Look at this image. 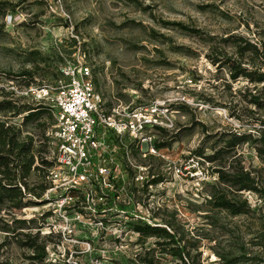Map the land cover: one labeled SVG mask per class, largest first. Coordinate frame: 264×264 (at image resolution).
Here are the masks:
<instances>
[{"label": "rangeland", "instance_id": "374dc122", "mask_svg": "<svg viewBox=\"0 0 264 264\" xmlns=\"http://www.w3.org/2000/svg\"><path fill=\"white\" fill-rule=\"evenodd\" d=\"M137 1L140 7L133 0H24L4 17L0 84L21 94L23 81L11 80L4 73L14 74L29 67L25 55L29 50L51 56L50 76L62 62L72 59L75 46L79 45L86 53L85 62L91 68L95 88L107 103H155L168 108L173 127L162 135L166 140L169 136L175 138L161 150L166 158L155 156L144 161L149 170L160 172L164 181L141 195L133 193L140 184L128 180L112 204L92 193L82 203V213L77 206L60 210L54 202L28 206L18 213L27 219L35 218V225L41 226L40 235L49 230L56 232H52L54 244H48V257L72 264H127L134 253L142 252L153 242V238L138 240L131 230L133 221L140 218L147 223H161L162 216L173 213L178 226L200 237L204 264H215L209 248L228 235L206 223L204 214L213 211L204 196L214 179L207 164H196L191 152L201 145L200 124L210 134L228 129L240 131V123L229 116L239 105L224 85L231 83L227 72H216L204 57L206 46L202 38L163 27L160 22L181 21L209 34L238 32L255 42L261 41L264 48L263 0ZM37 78L34 85L39 84ZM243 86L252 84L239 79L231 83V90L234 93ZM258 88L264 93V84H258ZM27 100L34 99L28 96ZM14 121L18 122V117ZM43 122L47 124V120ZM24 132L40 135L33 124L27 125ZM155 136L161 137L156 133ZM212 142V138L204 142L206 152ZM239 151L246 166L260 167L251 146L245 144ZM133 160L140 165L136 158ZM176 167L180 173L174 172ZM30 181L38 178L32 176ZM244 196L251 207L261 205L255 194L245 192ZM47 210H51V215L43 219ZM220 215L221 223L238 227L244 235L257 228L251 215ZM6 255L19 263V251L14 245Z\"/></svg>", "mask_w": 264, "mask_h": 264}, {"label": "trees", "instance_id": "16d2710c", "mask_svg": "<svg viewBox=\"0 0 264 264\" xmlns=\"http://www.w3.org/2000/svg\"><path fill=\"white\" fill-rule=\"evenodd\" d=\"M23 1L0 0V38L5 34L4 17ZM133 2L141 6L137 0ZM160 23L163 27H173L201 37L206 46L204 57L215 67L216 72L225 70L231 83L245 79L252 84V87L243 86L233 93L231 83L224 82L231 99H235L239 105V109L234 113L230 111L229 116L240 123L241 130L228 129L210 134L207 127L200 124L203 133L201 145L191 153L196 164L201 167L207 164L214 179L209 185L208 194L204 196L209 210L213 211L204 214L206 223L221 228L228 235L225 240L214 241L215 238H208L214 241L209 249L215 256V264H264V93L262 88H258V84H264L263 43L255 42L248 35L238 32L209 34L181 21L161 20ZM72 41L75 42L74 39ZM25 55L29 67L14 74L4 73L11 80L23 81V88L34 85L38 76V85L51 82L49 80L53 82L60 76L59 67L54 74L48 75L51 56L37 49H31ZM56 57H60L59 54ZM27 98V95L16 94L0 84V264H72L51 261L48 257V244H54L53 231L40 235L41 226L35 225L36 219H27L18 213L25 207L45 204L53 199L43 197L48 188V182L45 181L46 168L52 166V162L46 160L43 153L48 142L46 131L53 124L54 118L49 106ZM16 117L18 122L14 121ZM43 120H47V124ZM32 124L40 133L39 136L24 132V128ZM157 130L161 137L155 141V147H169L175 136H169L166 140L162 134L167 135L168 131ZM210 138L213 142L209 152H206L204 142ZM245 144L254 150L260 167L245 165L239 151ZM132 153L137 162L146 167L144 161L155 157L149 155L141 158L134 143ZM129 171L131 174L132 171ZM147 174V181L134 188V194H148L149 185L156 186L164 181L160 172H152L147 168ZM32 176L38 178V181H30ZM96 189L111 204L115 201V193L98 187ZM245 192L255 194L261 205L251 207L244 196ZM79 209L82 213V208ZM222 212L231 217L251 215L257 221V228L249 230L246 236L238 227L229 228L221 223ZM50 215L51 210H47L42 218ZM161 221L153 224L140 218L133 221L131 230L138 235V240L153 238V242L142 252L134 253L127 264H204L200 237L190 235L183 226H178L173 213L162 216ZM11 245L19 251V263H14L6 255Z\"/></svg>", "mask_w": 264, "mask_h": 264}, {"label": "built area", "instance_id": "2783aa9c", "mask_svg": "<svg viewBox=\"0 0 264 264\" xmlns=\"http://www.w3.org/2000/svg\"><path fill=\"white\" fill-rule=\"evenodd\" d=\"M85 58V51L75 46L72 59L59 66L57 79L31 85L21 92L51 109L54 122L46 131L48 142L43 157L52 166L46 168L48 188L43 197L53 198L47 203L54 202L64 211L82 208L92 193L105 199L96 187L115 193L117 198L126 181L140 185L147 181V167L133 160V143L142 158H166L161 153L166 147L154 145L159 140L155 133L157 129L170 131L173 127L167 107L155 103H107L95 88ZM174 172L180 173V168H174Z\"/></svg>", "mask_w": 264, "mask_h": 264}]
</instances>
